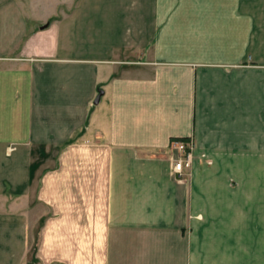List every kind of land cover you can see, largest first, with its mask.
Wrapping results in <instances>:
<instances>
[{
  "label": "crops",
  "instance_id": "1",
  "mask_svg": "<svg viewBox=\"0 0 264 264\" xmlns=\"http://www.w3.org/2000/svg\"><path fill=\"white\" fill-rule=\"evenodd\" d=\"M29 261L264 264V0H0V264Z\"/></svg>",
  "mask_w": 264,
  "mask_h": 264
},
{
  "label": "built area",
  "instance_id": "2",
  "mask_svg": "<svg viewBox=\"0 0 264 264\" xmlns=\"http://www.w3.org/2000/svg\"><path fill=\"white\" fill-rule=\"evenodd\" d=\"M172 144L177 153L173 160L172 172L178 179H183L186 171L192 167L194 144L182 139H175Z\"/></svg>",
  "mask_w": 264,
  "mask_h": 264
},
{
  "label": "rangeland",
  "instance_id": "3",
  "mask_svg": "<svg viewBox=\"0 0 264 264\" xmlns=\"http://www.w3.org/2000/svg\"><path fill=\"white\" fill-rule=\"evenodd\" d=\"M39 232H40V223L35 227V242H34L35 246L33 247V252L35 251L36 244L39 241ZM31 261H29L28 264L32 263Z\"/></svg>",
  "mask_w": 264,
  "mask_h": 264
},
{
  "label": "water",
  "instance_id": "4",
  "mask_svg": "<svg viewBox=\"0 0 264 264\" xmlns=\"http://www.w3.org/2000/svg\"><path fill=\"white\" fill-rule=\"evenodd\" d=\"M103 93H104V90L103 89H99V92H98V94H97V96H96V98H95V100H94V103H99V101H100V99H101V96L103 95Z\"/></svg>",
  "mask_w": 264,
  "mask_h": 264
}]
</instances>
